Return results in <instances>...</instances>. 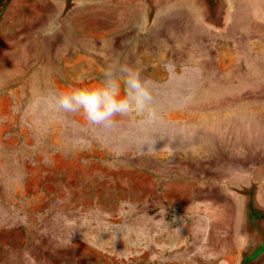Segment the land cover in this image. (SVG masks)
<instances>
[{
	"label": "rangeland",
	"instance_id": "rangeland-1",
	"mask_svg": "<svg viewBox=\"0 0 264 264\" xmlns=\"http://www.w3.org/2000/svg\"><path fill=\"white\" fill-rule=\"evenodd\" d=\"M200 1L203 23L183 19L177 0H160L146 29L143 53L152 45L158 56L142 75L155 117H118L109 128H92L80 115L60 117L49 97L77 83L95 86L109 64L82 53L76 62H58L56 41L33 35L64 1L0 0V264H136V250L151 245L174 249L177 259L182 244L208 233L182 207L203 196L199 188L175 179L168 190L153 189L143 168L160 149L185 150L187 127L199 120L201 112L183 110L192 96L182 92L200 81L198 71L185 74L184 56L262 51L264 0ZM212 154L185 160L202 172L191 180L228 177L236 159L229 150ZM70 243L75 247L66 248Z\"/></svg>",
	"mask_w": 264,
	"mask_h": 264
},
{
	"label": "crops",
	"instance_id": "crops-1",
	"mask_svg": "<svg viewBox=\"0 0 264 264\" xmlns=\"http://www.w3.org/2000/svg\"><path fill=\"white\" fill-rule=\"evenodd\" d=\"M63 1L47 16L38 34H33L56 41L51 42L55 47L51 55L58 62H76L75 57L82 53L101 63L133 64L142 75L144 64L158 62L152 45L149 53H143L147 46L143 43L146 29L161 9L158 2L144 6L142 0H71L68 6V1ZM203 7L200 0H177V8L186 16L183 19L197 17L203 23ZM183 63L185 74L191 70L200 73L194 90L186 88L182 92L192 96L183 110L201 112L199 120L187 127L185 150L160 149L151 154L150 166L143 169L150 175L153 189L168 190L175 179L198 187L203 196L185 202L182 207L186 214L198 215L209 229L199 243L182 244L183 251L177 259L174 249L151 245L136 250V264H239L262 227L252 218L251 209L264 211V49L255 54H189L184 56ZM211 144L214 147L209 151ZM228 150L236 159L228 177L191 180L195 175L202 176V172L186 166L185 160L211 158L212 153L217 159L218 154ZM249 150H259L261 155L251 159ZM214 193L221 198H213ZM169 204L173 207L175 200L167 199L166 206ZM192 247L197 251H192ZM106 253L116 255L111 250ZM97 264L105 262L100 260Z\"/></svg>",
	"mask_w": 264,
	"mask_h": 264
},
{
	"label": "clouds",
	"instance_id": "clouds-1",
	"mask_svg": "<svg viewBox=\"0 0 264 264\" xmlns=\"http://www.w3.org/2000/svg\"><path fill=\"white\" fill-rule=\"evenodd\" d=\"M153 99L150 82L141 72L117 62L104 68L102 82L95 86L77 83L52 93L49 102L62 118L80 115L92 128H109L118 117L153 119Z\"/></svg>",
	"mask_w": 264,
	"mask_h": 264
},
{
	"label": "water",
	"instance_id": "water-1",
	"mask_svg": "<svg viewBox=\"0 0 264 264\" xmlns=\"http://www.w3.org/2000/svg\"><path fill=\"white\" fill-rule=\"evenodd\" d=\"M160 0H156L158 2ZM206 3L212 0H204ZM252 218L261 224L254 243L244 252L239 264H264V211L252 207Z\"/></svg>",
	"mask_w": 264,
	"mask_h": 264
},
{
	"label": "bare ground",
	"instance_id": "bare-ground-1",
	"mask_svg": "<svg viewBox=\"0 0 264 264\" xmlns=\"http://www.w3.org/2000/svg\"><path fill=\"white\" fill-rule=\"evenodd\" d=\"M258 60V59H257ZM255 65V64H254ZM132 66H133V64H132ZM244 68V67H243ZM245 69V68H244ZM238 71V70H237ZM240 74V73H239ZM237 74H235V76H236ZM232 76V75H231ZM237 77V76H236ZM238 78V77H237ZM247 78V77H246ZM253 96V95H252ZM218 97V96H217ZM249 98V97H248ZM256 98V97H255ZM236 99H238V98H236ZM240 99V98H239ZM244 99V98H243ZM217 100V99H216ZM212 101H214V100H212ZM210 102V101H209ZM207 103V102H206ZM211 103V102H210ZM258 103V102H257ZM246 104V103H245ZM202 105V104H201ZM204 105V104H203ZM256 115H258V114H256ZM260 117V116H259ZM252 118V117H251ZM255 118V117H254ZM261 118V117H260ZM264 119V118H263ZM257 120V119H256ZM260 120V119H259ZM223 123V122H222ZM221 123V124H222ZM257 126V125H256ZM224 127V126H223ZM226 127V126H225ZM256 128V127H255ZM216 130V129H215ZM254 145V144H253Z\"/></svg>",
	"mask_w": 264,
	"mask_h": 264
}]
</instances>
